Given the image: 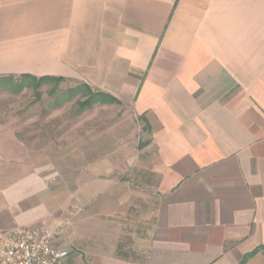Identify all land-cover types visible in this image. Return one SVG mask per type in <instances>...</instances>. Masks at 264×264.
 <instances>
[{
    "label": "crops",
    "instance_id": "obj_1",
    "mask_svg": "<svg viewBox=\"0 0 264 264\" xmlns=\"http://www.w3.org/2000/svg\"><path fill=\"white\" fill-rule=\"evenodd\" d=\"M21 75L111 95L145 138L135 164L85 154L71 192L11 181L0 230L45 226L63 264H264V0H0Z\"/></svg>",
    "mask_w": 264,
    "mask_h": 264
},
{
    "label": "rangeland",
    "instance_id": "obj_2",
    "mask_svg": "<svg viewBox=\"0 0 264 264\" xmlns=\"http://www.w3.org/2000/svg\"><path fill=\"white\" fill-rule=\"evenodd\" d=\"M80 84L64 81L58 92ZM51 88L40 87L38 100L32 89L18 95L0 93V189L16 178L40 174L53 190H76L85 154L92 161L135 164L138 142L145 137L129 107L95 104L79 111L75 97L55 108L58 97ZM126 168L124 178L133 186L145 182L136 168ZM141 208L146 209L145 203Z\"/></svg>",
    "mask_w": 264,
    "mask_h": 264
},
{
    "label": "built area",
    "instance_id": "obj_3",
    "mask_svg": "<svg viewBox=\"0 0 264 264\" xmlns=\"http://www.w3.org/2000/svg\"><path fill=\"white\" fill-rule=\"evenodd\" d=\"M68 255L45 226L0 231V264H63Z\"/></svg>",
    "mask_w": 264,
    "mask_h": 264
},
{
    "label": "trees",
    "instance_id": "obj_4",
    "mask_svg": "<svg viewBox=\"0 0 264 264\" xmlns=\"http://www.w3.org/2000/svg\"><path fill=\"white\" fill-rule=\"evenodd\" d=\"M64 82L61 77L43 76L36 78L31 75H21L19 77L4 76L0 77V93H9L18 95L25 89H32L35 99H39V88L45 85H51V93L57 95L55 108L78 97L77 107L79 111L91 108L95 104L100 105H120L119 101L109 94L92 90L88 85L82 83L75 88L68 89L65 92H58L59 85ZM58 92V94H57Z\"/></svg>",
    "mask_w": 264,
    "mask_h": 264
}]
</instances>
